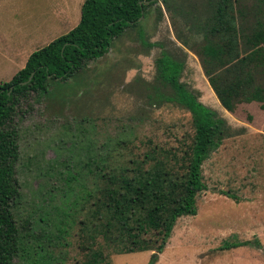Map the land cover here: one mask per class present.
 Returning <instances> with one entry per match:
<instances>
[{"label": "rangeland", "instance_id": "1", "mask_svg": "<svg viewBox=\"0 0 264 264\" xmlns=\"http://www.w3.org/2000/svg\"><path fill=\"white\" fill-rule=\"evenodd\" d=\"M205 0H158L134 27L115 37L106 53L64 82H52L46 94L31 93L12 115L18 131L15 174L17 218L28 219L42 251L53 264H75L78 225L63 234L55 223L63 202L84 179L88 153H105L130 141L138 151L150 138L177 144L191 132L190 114L174 102L154 99L170 93L156 75L161 51L183 61L180 80L198 90V99L233 127L243 130L225 138L202 163L206 188L196 195V213L178 217L154 264H264V108L239 103L224 109L210 88L187 29L202 14ZM82 0H0V83L24 65L38 47L70 29ZM188 12V14H187ZM73 176L74 178H71ZM226 192V193H224ZM256 236L262 247L220 248L226 237ZM152 250L110 252L111 264H146ZM58 260L57 263L55 261Z\"/></svg>", "mask_w": 264, "mask_h": 264}, {"label": "trees", "instance_id": "2", "mask_svg": "<svg viewBox=\"0 0 264 264\" xmlns=\"http://www.w3.org/2000/svg\"><path fill=\"white\" fill-rule=\"evenodd\" d=\"M82 0L75 25L33 50L24 65L0 83V264H53L42 251L28 219L17 218L19 182L18 131L12 115L31 93L46 94L52 82L77 76L86 63L106 53L112 40L134 27L148 6L158 0ZM168 9L169 0H160ZM188 14V12H187ZM141 17L139 18V16ZM187 26L196 39L192 48L220 105L232 111L239 103L264 108V0H205L202 14ZM183 61L161 51L156 75L170 93L154 99L174 102L190 114L191 132L177 144L150 138L138 151L130 141L84 160V179L71 199L63 202L55 223L63 234L73 223L81 258L75 264H111L110 252L152 250L154 264L176 219L196 213V195L206 188L202 163L222 141L243 130L198 99V90L180 80ZM74 178L73 176H70ZM226 193V192H224ZM262 247L254 236L224 238L220 248ZM58 260L55 261L57 263Z\"/></svg>", "mask_w": 264, "mask_h": 264}, {"label": "water", "instance_id": "3", "mask_svg": "<svg viewBox=\"0 0 264 264\" xmlns=\"http://www.w3.org/2000/svg\"><path fill=\"white\" fill-rule=\"evenodd\" d=\"M146 2H148V0L146 1ZM141 17V15L139 16V18Z\"/></svg>", "mask_w": 264, "mask_h": 264}, {"label": "crops", "instance_id": "4", "mask_svg": "<svg viewBox=\"0 0 264 264\" xmlns=\"http://www.w3.org/2000/svg\"><path fill=\"white\" fill-rule=\"evenodd\" d=\"M26 60V59H25Z\"/></svg>", "mask_w": 264, "mask_h": 264}]
</instances>
